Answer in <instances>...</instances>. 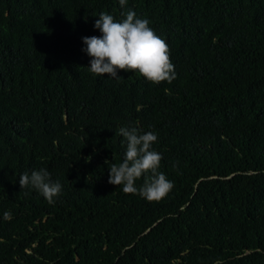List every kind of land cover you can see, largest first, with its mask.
Wrapping results in <instances>:
<instances>
[{
    "label": "trees",
    "instance_id": "trees-1",
    "mask_svg": "<svg viewBox=\"0 0 264 264\" xmlns=\"http://www.w3.org/2000/svg\"><path fill=\"white\" fill-rule=\"evenodd\" d=\"M128 9L171 84L89 71L82 38ZM132 126L158 137L160 202L108 183ZM41 168L54 204L19 185ZM0 264H264V0H0Z\"/></svg>",
    "mask_w": 264,
    "mask_h": 264
},
{
    "label": "clouds",
    "instance_id": "clouds-1",
    "mask_svg": "<svg viewBox=\"0 0 264 264\" xmlns=\"http://www.w3.org/2000/svg\"><path fill=\"white\" fill-rule=\"evenodd\" d=\"M121 8L127 0H119ZM124 19L117 22L106 12L99 14L94 27L101 36L83 37L86 45L82 49L91 59L89 71L99 77L108 74L112 79H120L119 71L136 73L152 84L176 79L175 66L171 61V50L167 42L150 27V21L138 18L136 12L128 9L122 13ZM87 22V16L85 17ZM126 141V152L121 163H109L108 183L122 187L125 194H136L146 201L160 202L172 190L173 184L163 172L159 171L162 155L152 148L157 135L152 131L141 133L136 126L120 127L116 132ZM143 177L138 188L136 181ZM22 190L34 189L49 204L62 192V184L52 181L50 172L41 168L30 174L25 171L19 177ZM10 212L3 213V219L9 220Z\"/></svg>",
    "mask_w": 264,
    "mask_h": 264
}]
</instances>
